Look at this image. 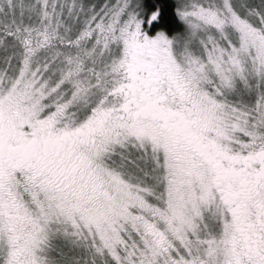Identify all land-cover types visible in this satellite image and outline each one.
<instances>
[{"label": "snow or ice", "instance_id": "6c2138e0", "mask_svg": "<svg viewBox=\"0 0 264 264\" xmlns=\"http://www.w3.org/2000/svg\"><path fill=\"white\" fill-rule=\"evenodd\" d=\"M176 13L0 0V264H264V0Z\"/></svg>", "mask_w": 264, "mask_h": 264}, {"label": "trees", "instance_id": "16d2710c", "mask_svg": "<svg viewBox=\"0 0 264 264\" xmlns=\"http://www.w3.org/2000/svg\"><path fill=\"white\" fill-rule=\"evenodd\" d=\"M141 5L145 16L153 8L160 9L161 18L151 23L152 29L156 30L159 28L171 34L183 28L182 22L176 13L175 0H141Z\"/></svg>", "mask_w": 264, "mask_h": 264}, {"label": "rangeland", "instance_id": "374dc122", "mask_svg": "<svg viewBox=\"0 0 264 264\" xmlns=\"http://www.w3.org/2000/svg\"><path fill=\"white\" fill-rule=\"evenodd\" d=\"M176 1V7H177V0H175ZM141 8H142V5H141ZM146 17L147 16H145V19L143 20V27L145 28V31L149 34V35H152V34H154V32L157 30H155V29H152V27H151V23H149L148 21H147V19H146ZM182 22V21H181ZM182 26H183V22H182Z\"/></svg>", "mask_w": 264, "mask_h": 264}]
</instances>
